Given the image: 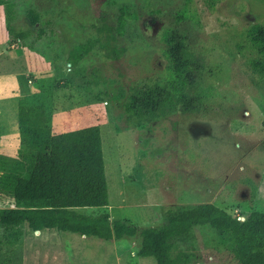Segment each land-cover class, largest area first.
Instances as JSON below:
<instances>
[{
    "label": "rangeland",
    "instance_id": "obj_1",
    "mask_svg": "<svg viewBox=\"0 0 264 264\" xmlns=\"http://www.w3.org/2000/svg\"><path fill=\"white\" fill-rule=\"evenodd\" d=\"M8 2L9 9L0 5V156H18V108L30 97L46 105L55 133L101 128L109 204L81 212L146 227L210 209L238 218L264 211V70L247 39L253 24H264V0ZM124 9L125 34L111 44L122 51L115 59L98 27L108 24L117 34ZM170 30L200 65L192 90L204 97L200 110L128 113L135 91L172 82ZM80 45L88 52L74 64ZM13 205L0 198V207ZM2 240L0 228V264H11ZM141 241L26 227L14 257L17 264H156L138 256ZM175 244L196 254L191 264H238L225 223L196 226Z\"/></svg>",
    "mask_w": 264,
    "mask_h": 264
},
{
    "label": "trees",
    "instance_id": "obj_2",
    "mask_svg": "<svg viewBox=\"0 0 264 264\" xmlns=\"http://www.w3.org/2000/svg\"><path fill=\"white\" fill-rule=\"evenodd\" d=\"M0 5L7 9L11 7L8 0H0ZM127 13L124 9L120 15L117 34L108 24L98 27L102 47L110 50L115 59L122 51L111 44L119 35L125 34ZM30 18L34 25L39 22L33 12ZM9 33L17 39L27 36L12 27ZM104 33L106 41L103 40ZM247 39L260 56L256 65L264 70V24H253L247 31ZM165 41L172 82L169 86L148 85L135 91L125 104L128 113L152 116L166 106L179 107L185 113L200 110L204 97L192 93L201 70L199 63L192 59L176 31H168ZM76 51L71 58L74 64L83 57V52H88V47L80 45ZM18 125L22 145L18 156L13 159L0 156V198L14 201L13 206L0 207L2 243L9 251V263L17 264L16 248L28 227L33 231L72 232L107 241L140 235L139 257L153 258L156 264H190L196 254L186 249L177 250L176 241L196 226L225 223L234 236L238 264H264V211H253L241 220L224 210L210 209L171 217L163 225L146 227L127 220H112L105 212H81V208L109 204L99 125L55 133L46 105L34 103L30 97L23 98L19 104Z\"/></svg>",
    "mask_w": 264,
    "mask_h": 264
},
{
    "label": "crops",
    "instance_id": "obj_3",
    "mask_svg": "<svg viewBox=\"0 0 264 264\" xmlns=\"http://www.w3.org/2000/svg\"><path fill=\"white\" fill-rule=\"evenodd\" d=\"M17 121H18V115H17ZM53 120H52V127L54 128V124H53ZM62 125H60L59 127H61ZM54 131V130H53ZM191 264V263H190Z\"/></svg>",
    "mask_w": 264,
    "mask_h": 264
},
{
    "label": "built area",
    "instance_id": "obj_4",
    "mask_svg": "<svg viewBox=\"0 0 264 264\" xmlns=\"http://www.w3.org/2000/svg\"><path fill=\"white\" fill-rule=\"evenodd\" d=\"M241 220H244L245 219V217H243V218H240Z\"/></svg>",
    "mask_w": 264,
    "mask_h": 264
}]
</instances>
